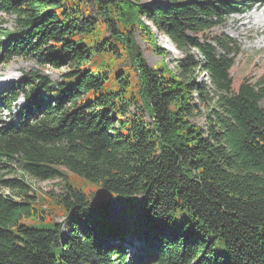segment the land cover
Segmentation results:
<instances>
[{"label": "trees", "instance_id": "obj_1", "mask_svg": "<svg viewBox=\"0 0 264 264\" xmlns=\"http://www.w3.org/2000/svg\"><path fill=\"white\" fill-rule=\"evenodd\" d=\"M234 1L0 0L15 22L0 30V65L38 67L0 95L6 112L25 103L0 128V163L42 181L64 168L114 199L141 201L127 213L134 222L109 226L66 179L64 196L49 194L67 218L61 237L59 224H23L46 209L24 177L6 181L19 201L0 194V264H264V75L233 92L239 48L208 36L237 12ZM157 34L185 53L175 67ZM136 35L161 57L156 68ZM45 68L66 72L52 81Z\"/></svg>", "mask_w": 264, "mask_h": 264}, {"label": "rangeland", "instance_id": "obj_2", "mask_svg": "<svg viewBox=\"0 0 264 264\" xmlns=\"http://www.w3.org/2000/svg\"><path fill=\"white\" fill-rule=\"evenodd\" d=\"M165 0H140L143 5L151 6ZM264 3V0H235L234 6L237 7V12L229 14L225 17L224 24L216 29H213L208 33V36L224 35L233 40L239 48V53L234 58V66L230 71V78L232 81V91L237 92L242 84H254L256 81L264 75V34L260 31L262 28H257L259 19H264V13L260 11H254V5ZM248 4H251L248 6ZM92 15L95 16V10L92 9ZM246 16H251L250 25H255V28L248 30L250 25L244 19ZM236 20L237 22H233ZM147 26L155 33V29L146 18H144ZM262 25H264L262 23ZM0 30H15V22L13 17L6 16L0 13ZM250 37V38H249ZM157 45L167 51V64L171 68L175 67L181 59L185 58V53L178 51L174 45L166 39L164 35L157 34ZM204 39V38H203ZM137 44L140 46L144 59L150 68H156L161 63V57L156 55L154 51L147 47L144 40L140 39L136 35ZM38 70L35 64V60H25L20 58L12 59L7 65H0V92L6 91L12 85L20 83V81L27 77V75L34 73ZM66 72V68L59 69L57 71L51 68H45L42 75H47L52 81H60L62 74ZM198 71L196 72V75ZM206 81L203 73L198 76L197 82ZM21 98V97H19ZM196 95H193V99ZM216 100V99H215ZM25 103H16L15 106L22 107ZM260 107L264 110V101L260 104ZM18 108L7 113L0 110V128L5 124H8L12 120L13 114ZM134 113V109H131ZM17 119L15 118L13 122ZM198 125H203L202 119H197ZM3 124V125H2ZM65 179H52L48 181H42L28 175H23L16 162L11 164L0 163V194L4 196H14L16 198V192L12 189L4 187L3 183L11 180H20L24 177L25 184L32 189L29 192V197L32 198V203L38 202L41 206L37 215H33L27 219H23L22 222L29 228L36 229H50L52 223L60 225V236L64 237L67 230V218L66 215L59 211L53 200L49 197V194L53 196H64V181L68 182L75 188L80 189L82 192L90 195L91 204L93 205L92 215L100 222H105L111 226L117 219L124 218L128 223L134 222L136 217L130 215L127 216L130 211L135 210L140 206L141 201L136 199L133 201L117 200L104 192V190L97 185L90 184L83 179L73 175L64 168H60ZM48 202L50 204L48 205ZM47 204L48 206H44ZM34 207H38L33 205ZM44 206V207H43ZM39 208V207H38ZM52 209V210H51ZM138 217V216H137ZM111 246V245H110ZM128 250V251H126ZM128 259L133 248L126 246L123 250ZM61 250L56 248L53 250V255L59 258ZM132 264V259L127 262Z\"/></svg>", "mask_w": 264, "mask_h": 264}, {"label": "bare ground", "instance_id": "obj_3", "mask_svg": "<svg viewBox=\"0 0 264 264\" xmlns=\"http://www.w3.org/2000/svg\"><path fill=\"white\" fill-rule=\"evenodd\" d=\"M251 4H248V6H250ZM254 11H260L261 13H264V3H260V4H255L254 5ZM244 19L247 21V24L250 25L251 24V20L252 17L251 16H246L244 17ZM259 19V23L257 24V28H262L260 31L262 34H264V25H262V23L264 24V19L258 18ZM234 23L237 22L236 20L233 21ZM252 28H255V25H250V27H248V30H252ZM250 38V37H249Z\"/></svg>", "mask_w": 264, "mask_h": 264}]
</instances>
